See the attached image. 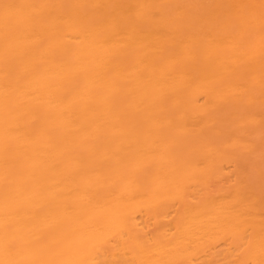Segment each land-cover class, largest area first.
<instances>
[{
  "label": "bare ground",
  "instance_id": "1",
  "mask_svg": "<svg viewBox=\"0 0 264 264\" xmlns=\"http://www.w3.org/2000/svg\"><path fill=\"white\" fill-rule=\"evenodd\" d=\"M0 264H264V0H0Z\"/></svg>",
  "mask_w": 264,
  "mask_h": 264
}]
</instances>
